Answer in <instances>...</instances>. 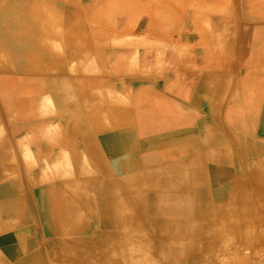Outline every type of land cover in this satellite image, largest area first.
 Here are the masks:
<instances>
[{
    "label": "crops",
    "instance_id": "obj_1",
    "mask_svg": "<svg viewBox=\"0 0 264 264\" xmlns=\"http://www.w3.org/2000/svg\"><path fill=\"white\" fill-rule=\"evenodd\" d=\"M250 159L264 161V0H0V264H44L71 230L55 220L92 198L118 217L125 192L157 207L161 262L186 264L250 216L235 191Z\"/></svg>",
    "mask_w": 264,
    "mask_h": 264
},
{
    "label": "bare ground",
    "instance_id": "obj_2",
    "mask_svg": "<svg viewBox=\"0 0 264 264\" xmlns=\"http://www.w3.org/2000/svg\"><path fill=\"white\" fill-rule=\"evenodd\" d=\"M250 161L251 170L246 171L247 175L244 177L245 183L247 181L249 182V188L244 190V181L242 178V181L240 182L241 186H237L235 191L236 197H239L241 200L247 199L249 201L248 203L239 202L238 214L255 217L264 213V209L260 205L261 203H264V175L262 174V170L259 172L260 167H254V165L256 163L261 167H264V161L260 162L259 160L253 159ZM124 197V207L120 209V212L122 210L121 213L123 214L121 215L120 213L118 217L116 215L105 216L106 213L101 211L100 208L97 210L95 206H92V203L97 205L95 203L96 201L92 198V202H88L86 204L84 203L85 207L89 208V210L84 211L86 215H84L83 218L81 217L73 220H55V226L58 229L64 228L65 225H68L71 230L67 235H64L63 233L55 234L56 247H53L54 249L48 252V255H50L49 261L52 264H145L148 262H156L152 259V256L149 253V241L152 237H155L154 235H156L159 240L161 238L164 240H170L168 230L163 229V231L157 233L150 221V216H147L149 211L151 214L156 212L157 207L152 206L148 211L144 204L136 202L135 205L129 193L125 192ZM113 203H115V201H113ZM117 209H114L113 211L118 212L119 209L118 211ZM170 209L172 213L177 212L178 210L177 208L173 209V207ZM241 225H244V230L248 229L246 224ZM250 225L251 229H253L254 225ZM164 226L165 225H162V228ZM120 228H123V230L126 228V230L121 232L119 230ZM71 231L73 232L72 234L70 233ZM191 236L192 235H188V237H185L186 242L184 240L182 246L187 243V238H193ZM119 245H121V248H117ZM157 247L158 252H162L161 254L163 255L164 250L162 245L158 244ZM45 261L51 264L47 260H44V263ZM31 263L39 264L37 256L31 260Z\"/></svg>",
    "mask_w": 264,
    "mask_h": 264
},
{
    "label": "rangeland",
    "instance_id": "obj_3",
    "mask_svg": "<svg viewBox=\"0 0 264 264\" xmlns=\"http://www.w3.org/2000/svg\"><path fill=\"white\" fill-rule=\"evenodd\" d=\"M247 163L250 164V161ZM254 167L261 168V166L256 163ZM259 172H261V170H259ZM242 173V171L237 170L236 176L238 177ZM262 174L264 175V170H262ZM247 186V188H249V182H247ZM260 205L264 209V203H261ZM248 217L247 219H245L246 221L241 224H246L248 226V224L251 223L254 225L253 229L248 228L243 230V228H230L223 231L220 230L218 235L216 234L212 236L203 234V236L198 239L197 243L194 246L196 249L193 253V256H189V259H187L184 263L264 264V213L260 214L259 216ZM241 221L242 220H240L239 222ZM119 230L123 232L126 230V228L124 230L123 228H120ZM154 238L155 237H152V241H149V253L152 256V259H154L156 262H148L145 264H167L166 262H161L160 255H163L154 249ZM207 242L209 243V245H206ZM117 248H121V245L117 246ZM49 258L50 255H48V252L47 254L44 253V260L49 261ZM44 264L49 263L45 261Z\"/></svg>",
    "mask_w": 264,
    "mask_h": 264
}]
</instances>
